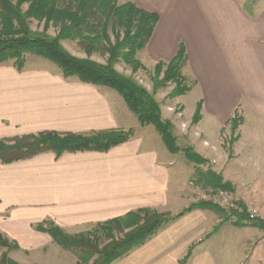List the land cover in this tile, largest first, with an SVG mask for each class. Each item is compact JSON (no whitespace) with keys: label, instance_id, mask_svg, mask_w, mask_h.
<instances>
[{"label":"crops","instance_id":"obj_1","mask_svg":"<svg viewBox=\"0 0 264 264\" xmlns=\"http://www.w3.org/2000/svg\"><path fill=\"white\" fill-rule=\"evenodd\" d=\"M127 2L159 15L141 52L151 63L169 62L179 43L185 47L183 75L197 82L189 93H196L195 108L202 102L194 134L196 153H219L217 139L236 114L240 121L233 156L223 164L236 161L234 149L245 117L264 123V6L256 11L247 7L249 15L238 0L122 1ZM126 108L115 91L64 78L57 67L25 65L17 71L13 65L0 66V142L41 132H132L127 142L105 152L58 157L45 152L7 163L0 160V233L17 245L15 252L42 259L45 251L57 249L47 233L37 230L43 222L75 235L141 209L173 215L183 210H173L185 200L180 164L144 130L149 125L140 126L132 113L133 122ZM242 162L264 171V156ZM223 170L217 165L218 174L228 180L230 174ZM249 181L242 180L251 187L245 196H262L264 185ZM213 217L206 210H193L112 264H179L189 252L186 264H230L225 248L229 233L224 230L233 226L215 230ZM232 258L238 264L239 257Z\"/></svg>","mask_w":264,"mask_h":264},{"label":"trees","instance_id":"obj_2","mask_svg":"<svg viewBox=\"0 0 264 264\" xmlns=\"http://www.w3.org/2000/svg\"><path fill=\"white\" fill-rule=\"evenodd\" d=\"M243 7L245 12L252 15L246 5ZM158 21L157 13L142 10L133 2L119 5L118 0H0V66L12 60L15 69L21 71L25 64L24 56L30 54L53 63L64 78L73 77L82 83L115 91L127 109L136 116L140 126L154 127L170 154L182 153L188 162L198 167L206 164V159L192 148H178L172 133L173 124L162 118L160 106L153 94L115 69L119 63L129 67L132 74L143 69L136 55L149 43ZM33 22L42 24V31H33L30 28ZM49 29H54V36L47 33ZM62 41L76 42L85 58L69 54L62 47ZM93 54L105 58V62L93 61ZM186 63L185 47L179 43L171 61L155 64L153 91L173 84L174 88L168 96L170 99L191 92L197 82L194 80L188 85L187 79L181 74ZM160 73L163 77L158 80L156 78ZM201 108L202 102L199 101L192 124L200 120ZM239 121L236 114L228 121L232 132L237 129ZM131 135V131L120 130L87 134L41 132L0 142V160L7 163L45 152H51L56 157L63 153L105 152L127 142ZM236 140L237 137H234L233 143ZM196 182L215 190L232 192L231 184L224 182L222 176L212 170L207 173L198 171ZM239 207L243 213L239 214L237 210L231 213L237 218L236 222L231 223L235 228L243 227L242 222L246 220L245 205L240 204ZM193 210L223 214V210L218 207L203 203L192 205L172 216L150 209L133 211L97 224L90 232L76 235H69L50 222L39 224L37 230L47 233L61 249L73 253L78 259L75 264H86L92 257L95 258L91 264H112L146 243L160 228ZM258 222L257 226L264 229V220ZM116 234L121 235L116 237ZM103 243V247L99 248ZM0 247L17 250V245L1 233ZM189 256L190 252L179 264H186ZM0 264L17 263L2 253Z\"/></svg>","mask_w":264,"mask_h":264},{"label":"rangeland","instance_id":"obj_3","mask_svg":"<svg viewBox=\"0 0 264 264\" xmlns=\"http://www.w3.org/2000/svg\"><path fill=\"white\" fill-rule=\"evenodd\" d=\"M122 1L123 0H119L118 4L122 5ZM238 1L254 11H256L257 8L259 9L261 6H264V0ZM30 28L33 31L40 32L42 31L43 25L33 22L30 25ZM47 33L51 36L55 35L54 29H49ZM61 45L72 56L85 58V54L76 42L62 41ZM141 52L142 51L137 53L136 58L143 65L142 70H138L136 73L132 74L131 69L122 63L117 64L115 69L124 76L131 77L150 94H153L154 99L160 106V111H162L161 114H163L164 118H169L170 122L173 124L172 133L176 138V145L178 148L181 150L192 148L194 152H198V138L194 139L195 130H197V128L196 124H192V118L196 109V93L192 92V94H189V92L184 96L170 99L168 96L174 88L173 84H168V86L164 88H159L156 91H153L152 79L154 76V66L157 62L151 63L147 56ZM24 58V67L25 65L35 66L37 64L56 67L53 63L30 54H26ZM91 59L98 63L105 62V58L100 57L98 54H93ZM5 65H13V61L10 60L1 66ZM181 74L183 75V69L181 70ZM162 77L163 74L160 73L156 79L161 80ZM185 78L188 81V85L194 81V79L190 76L188 77L186 75ZM114 99H111V101ZM126 110L132 116L134 122V115H132L127 108ZM226 125L227 126L221 131L219 139H217V143L215 145L217 150H219V153H213L211 155L210 149L201 153L200 156L206 159V164L199 165L197 167L195 164L188 162L182 153L169 155L171 160H176L180 164L179 168L182 170V177H180V180L186 179L185 200L181 205L174 207L173 210L178 212L183 207V209H186L192 205L210 203L223 210V214L206 210L210 212L211 217H215H213V219L211 218V220L217 222L215 226L221 227L225 225L231 226V223L236 222L237 218L232 216L231 213L233 210H237L239 214L243 213V210L239 207V205L244 204L246 208V220L242 222L243 227H233L231 231L230 229L224 230V232L227 231L229 233L226 235V237L229 238V241L227 242V246L225 245V248L228 249L227 256L229 257V263L233 264L234 262L232 260V256L234 257V260L238 256L239 258L236 259L238 264H264V229H260L257 226L259 223L258 221L264 220V194L262 196L259 195L249 198L245 196V193L251 192V187H248L249 183L245 185L242 184V180H250L251 182L256 181L259 185H264V171L257 170L255 169L256 167L252 168L251 166L253 165L248 162H242V160L246 158H252L254 161L257 158L264 156V123H258V121L251 119L249 116L245 117L244 123L240 129L241 141L234 149L236 153L238 152L239 157L236 161L230 162L227 166L223 163L226 162V158L231 159L233 156L231 147L233 145V138L237 134V131L235 130L232 132L231 125L229 123ZM144 130H147L150 134L155 136L158 140L157 142L165 148L154 127L147 126ZM199 141L202 143L203 141L208 140L199 138ZM206 145L208 146L209 144L207 143ZM217 165L221 167V169H224L222 174H226L227 172L230 174L228 180L225 178L222 179L224 182L231 184L232 192L215 190L210 186H201L196 182L198 171L207 173V171L212 170L218 174ZM254 166H256V164ZM262 187L264 189V186ZM242 199H245L246 201H243ZM165 214H169L171 216L173 215L171 212H166ZM95 226H92L88 231L83 233L92 231ZM127 231L129 230H125V232ZM120 235L121 234H116L115 236L118 237ZM53 244L55 243L53 242ZM55 245L57 246V249L45 251V255L42 256V259L37 258L36 256L33 257L32 255H22L21 253L15 252L17 250H7L5 248L3 249V253H6V255L10 259L17 262V264H75L77 262L78 259L73 253L61 249L57 244ZM103 245L104 243L99 246V248H102ZM1 254L2 253H0V255ZM94 258L95 257L90 258L86 264H91Z\"/></svg>","mask_w":264,"mask_h":264}]
</instances>
